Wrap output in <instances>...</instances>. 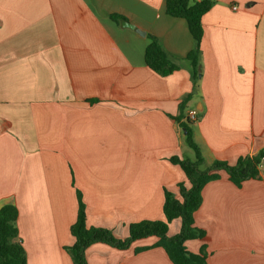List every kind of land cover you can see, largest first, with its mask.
<instances>
[{
    "label": "crops",
    "instance_id": "1",
    "mask_svg": "<svg viewBox=\"0 0 264 264\" xmlns=\"http://www.w3.org/2000/svg\"><path fill=\"white\" fill-rule=\"evenodd\" d=\"M212 1L199 90L185 114L198 111L194 138L206 163L234 165L264 148V0ZM148 35L180 70L161 77L148 68ZM193 48L187 21L167 14L166 0H0V208H18L27 264H73L65 247L74 244L78 191L88 227L119 239L133 223L165 219V190L179 198L178 184L189 185L170 159L190 150L175 118L194 92L185 60ZM220 173L195 213L206 238L186 248L206 247L208 264H264V163L261 179L242 187ZM157 241L96 243L86 260L173 264Z\"/></svg>",
    "mask_w": 264,
    "mask_h": 264
},
{
    "label": "trees",
    "instance_id": "2",
    "mask_svg": "<svg viewBox=\"0 0 264 264\" xmlns=\"http://www.w3.org/2000/svg\"><path fill=\"white\" fill-rule=\"evenodd\" d=\"M212 0H166L167 14L185 19L194 39V48L187 55L186 61L191 66L194 82V92L186 96L180 103V115L175 120L185 132L186 144L195 153V160L173 157L171 163L178 165L186 174L189 185L178 184V194L165 190L164 220H144L129 226V234L125 239L117 238L114 233L105 228L88 227L86 204L81 192H77L78 211L76 222L71 226L70 233L74 238L71 247L65 250L71 255L73 264H88L87 249L96 243H104L119 250L128 249L134 242L149 237L158 239L154 247L162 248L173 264H208V252L203 247L200 253H191L185 243L189 240H205L206 232L195 225V213L202 205V191L206 185L221 178V171L228 174L229 180L237 187H242L248 180H260V170L264 163V148L255 155L242 156L231 165L226 161L216 160L208 165L202 150L194 138V125L198 121L186 116L188 103L199 90V67L202 61V42L204 38L203 16L213 7ZM114 20L122 18L113 16ZM150 43L145 51L146 65L153 72L166 77L182 68L177 59L163 48L160 41L148 35ZM94 104L98 100H89ZM18 208L8 204L0 208V264H27L26 250L20 239L18 229ZM180 220L181 228L178 234L169 235L170 224ZM149 248H147L148 250Z\"/></svg>",
    "mask_w": 264,
    "mask_h": 264
},
{
    "label": "rangeland",
    "instance_id": "3",
    "mask_svg": "<svg viewBox=\"0 0 264 264\" xmlns=\"http://www.w3.org/2000/svg\"><path fill=\"white\" fill-rule=\"evenodd\" d=\"M190 149V148H189ZM186 159L195 160V153L192 149L189 150V153H187ZM176 221L173 223V226L176 227ZM173 229V228H172Z\"/></svg>",
    "mask_w": 264,
    "mask_h": 264
},
{
    "label": "water",
    "instance_id": "4",
    "mask_svg": "<svg viewBox=\"0 0 264 264\" xmlns=\"http://www.w3.org/2000/svg\"><path fill=\"white\" fill-rule=\"evenodd\" d=\"M126 27L130 28V29H134V27L128 23H123ZM138 33H140L141 35H145V33L139 31V30H136ZM199 76L201 77V69L199 68Z\"/></svg>",
    "mask_w": 264,
    "mask_h": 264
},
{
    "label": "built area",
    "instance_id": "5",
    "mask_svg": "<svg viewBox=\"0 0 264 264\" xmlns=\"http://www.w3.org/2000/svg\"><path fill=\"white\" fill-rule=\"evenodd\" d=\"M197 115H198V111H193V112H191V114L189 115V117H190V119L195 120L196 117H197Z\"/></svg>",
    "mask_w": 264,
    "mask_h": 264
}]
</instances>
